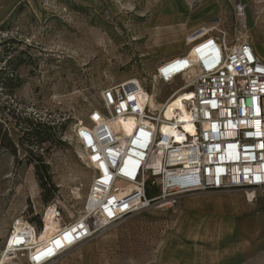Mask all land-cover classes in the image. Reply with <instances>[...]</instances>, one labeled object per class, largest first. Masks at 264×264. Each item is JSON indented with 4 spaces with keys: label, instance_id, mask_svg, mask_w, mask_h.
Listing matches in <instances>:
<instances>
[{
    "label": "rangeland",
    "instance_id": "obj_1",
    "mask_svg": "<svg viewBox=\"0 0 264 264\" xmlns=\"http://www.w3.org/2000/svg\"><path fill=\"white\" fill-rule=\"evenodd\" d=\"M241 1L245 7L254 2ZM21 2L11 34L33 43L29 51L38 66L22 69L25 81L15 98L31 116L66 121L60 147L32 150L49 166L56 187L50 201L64 221L82 210L91 182L70 128L84 120L102 88L131 78L161 103L181 80L153 85L152 75L168 50H188L187 35L214 28L210 34L222 30L231 42L253 38L247 27H236L234 0H0V23ZM27 156L18 143L15 155L0 147V248L17 220H41L47 205ZM207 193L187 194L171 209L125 216L71 250L68 264H264V248L248 240L246 216L252 214L242 209V193L231 192L237 201L226 212L198 199ZM257 198L264 199V191Z\"/></svg>",
    "mask_w": 264,
    "mask_h": 264
},
{
    "label": "built area",
    "instance_id": "obj_2",
    "mask_svg": "<svg viewBox=\"0 0 264 264\" xmlns=\"http://www.w3.org/2000/svg\"><path fill=\"white\" fill-rule=\"evenodd\" d=\"M233 10L245 28L244 4L234 0ZM212 29L187 35V51L159 61L153 85L181 82L157 107L140 82L102 88L69 134L91 172L82 210L64 221L49 202L40 225L13 224L0 264H50L125 216L174 208L187 194L239 190L247 204L256 200L264 191V60L246 38L231 42ZM174 96L181 108L167 116ZM49 219L56 228L40 239Z\"/></svg>",
    "mask_w": 264,
    "mask_h": 264
},
{
    "label": "trees",
    "instance_id": "obj_3",
    "mask_svg": "<svg viewBox=\"0 0 264 264\" xmlns=\"http://www.w3.org/2000/svg\"><path fill=\"white\" fill-rule=\"evenodd\" d=\"M25 4V2L19 3L8 18L0 23V98L3 97L0 100V147L10 150L14 155L17 143L25 147L28 162L33 164L36 179L42 189V200L48 204L56 187L43 154L40 152L34 154L32 150L39 148L49 152L53 148L60 147L64 143L62 136L66 131V121L52 116L44 119L40 115L31 116L21 107L20 104L23 102L15 98L16 91L23 86L25 81L22 69L38 66V58L29 51L33 43H25L17 33L11 34L15 16ZM5 33L8 35L3 36ZM23 43H25V48H19ZM11 122L20 132L17 143L9 133L8 126ZM45 143H48V146L44 148L42 145ZM151 194L152 192L147 191V195ZM30 221L40 225L37 216Z\"/></svg>",
    "mask_w": 264,
    "mask_h": 264
},
{
    "label": "crops",
    "instance_id": "obj_4",
    "mask_svg": "<svg viewBox=\"0 0 264 264\" xmlns=\"http://www.w3.org/2000/svg\"><path fill=\"white\" fill-rule=\"evenodd\" d=\"M252 3L253 4L250 5L251 2H249V4L245 7L246 27L251 32L252 37L254 38V40L252 38V41L249 42L254 48L256 54L264 60V48L262 47V45H264V0H254V2ZM178 49L179 48H171L166 54H164L162 59L180 53V50ZM11 128L13 130V134L11 133ZM8 129L11 137L15 140H18L20 132L14 127L13 123L9 124ZM232 191L233 190L221 192H208L206 195H199L197 197L198 199H202L204 202H210L211 204L216 206L218 210H221V212H226L228 210H231L232 206L235 205L234 203L237 201V196L231 193ZM190 203L192 204V202ZM262 207H264V199L262 198H257V200L252 204H247L243 198L242 209L251 212L252 214L250 215L249 213L248 216H246V220L247 222H249L247 223V233L249 232L248 240L250 242L253 240V245L257 248H264V212H262ZM69 254V252L64 254L57 261L52 262V264H59L60 262H67L68 264L67 259Z\"/></svg>",
    "mask_w": 264,
    "mask_h": 264
},
{
    "label": "bare ground",
    "instance_id": "obj_5",
    "mask_svg": "<svg viewBox=\"0 0 264 264\" xmlns=\"http://www.w3.org/2000/svg\"><path fill=\"white\" fill-rule=\"evenodd\" d=\"M126 80H128L127 82L129 84H132L134 82L139 83L138 81L132 80L131 78L126 79ZM143 93H144V96H149V94L146 93L145 91H143ZM153 95H154V93H152L151 98L149 99L150 105L152 107H157L158 104H159V102L158 101H155V98L153 97ZM178 107L181 108L180 99H179V97L174 96V97H172L168 101V103L166 105V109H165V114L167 116L171 115L173 113L174 108H178ZM185 116H186V113H184L182 115V118L185 119ZM14 224H15V227L18 228L19 226L23 225V221L17 220ZM55 226L56 225L54 223H52V220L51 219L47 220L46 221V229H45V232L40 234V239L46 238L56 228ZM6 264H11V261H7Z\"/></svg>",
    "mask_w": 264,
    "mask_h": 264
}]
</instances>
